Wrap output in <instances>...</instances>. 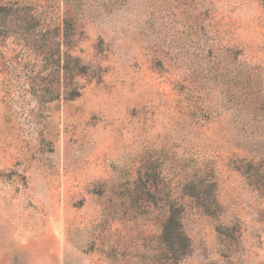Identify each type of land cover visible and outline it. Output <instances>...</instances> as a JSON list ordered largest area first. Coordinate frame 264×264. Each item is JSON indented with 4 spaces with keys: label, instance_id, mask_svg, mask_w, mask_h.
<instances>
[{
    "label": "rangeland",
    "instance_id": "obj_1",
    "mask_svg": "<svg viewBox=\"0 0 264 264\" xmlns=\"http://www.w3.org/2000/svg\"><path fill=\"white\" fill-rule=\"evenodd\" d=\"M2 2L0 264H264V0Z\"/></svg>",
    "mask_w": 264,
    "mask_h": 264
},
{
    "label": "trees",
    "instance_id": "obj_2",
    "mask_svg": "<svg viewBox=\"0 0 264 264\" xmlns=\"http://www.w3.org/2000/svg\"><path fill=\"white\" fill-rule=\"evenodd\" d=\"M9 9H8V7L2 2V0H0V19L2 18V17H8L9 15H11L10 13V11H8ZM168 221H169V223L171 222H174V223H176L177 224V219H176V221H175V217H174V215H172L171 216V218H169L168 219ZM169 223H167V225H165V235H167L166 237H168L169 238V234L168 233H170L169 231V227H168V224ZM176 235H178V233H177V231H176Z\"/></svg>",
    "mask_w": 264,
    "mask_h": 264
}]
</instances>
